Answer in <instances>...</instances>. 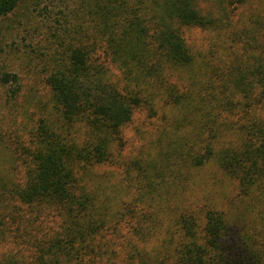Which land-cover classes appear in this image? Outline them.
<instances>
[{
  "label": "trees",
  "instance_id": "1",
  "mask_svg": "<svg viewBox=\"0 0 264 264\" xmlns=\"http://www.w3.org/2000/svg\"><path fill=\"white\" fill-rule=\"evenodd\" d=\"M29 1L0 0V21ZM60 1L64 19L38 52L48 102L4 145L13 160L0 168V264H119L111 233L121 222V264H264V0H226L258 2L261 22L243 29L244 54L197 71L188 30L230 24L205 0ZM0 81L20 91L18 72ZM161 102L176 108L165 145L121 159L126 127L140 109L158 116ZM212 161L237 183L230 208L178 189ZM117 162L138 185L113 208L92 172Z\"/></svg>",
  "mask_w": 264,
  "mask_h": 264
},
{
  "label": "rangeland",
  "instance_id": "2",
  "mask_svg": "<svg viewBox=\"0 0 264 264\" xmlns=\"http://www.w3.org/2000/svg\"><path fill=\"white\" fill-rule=\"evenodd\" d=\"M201 5L205 9L212 7L215 13L220 14L221 12L223 15L227 13L229 16L225 20L226 22L229 20L230 24H227L224 29L194 28L187 32L189 41L202 54L196 60V71L206 66L205 62H209L215 70L219 65L228 64L235 58L236 53H245L243 47L248 41V36L243 34V29L253 31L256 26L255 20L261 22L259 16L261 12L259 13L258 2L235 9L231 8L226 0H222V2L221 0H205L201 2ZM222 6H224V11L221 9ZM61 9L64 10V6L60 0H34L23 3L9 18L0 21V74L3 70L15 71L22 78L20 91L15 96H11L7 90L9 85L5 86L0 81V168L8 160H13L8 147H4V145L11 142L14 134L16 138L17 134L25 132L24 125H33V113H37L38 107L48 102V96L45 94L47 90L42 87L39 78L38 63L41 58L38 52L53 39L51 33L55 31L57 19L62 21L63 18L59 13ZM255 33L261 37V31ZM240 35L242 37H239ZM30 57L33 58V61L30 60ZM201 78L207 80L206 77ZM160 105L158 116L148 117L146 109H140L136 113L134 121L125 129L128 143L121 159L125 160L128 157L131 159L136 156L146 157L149 153L153 156L156 155L159 143L157 140L160 137L162 138L161 142L165 145L166 136L164 134L173 128L171 125L176 108L166 106L162 102ZM163 113H166L165 118ZM92 175L95 176L97 182L102 183L105 188L104 192L112 195L113 208H117L118 203L127 199L129 192L137 191V170L129 169L127 171V166H124L123 163H106L95 166ZM165 178L168 182L171 175L167 174ZM236 184L235 180L223 173L212 161L193 170L190 178L185 180L184 184L181 183L178 189L188 193L192 200L198 203L208 197L225 208H230V203L237 202V199L232 198L237 191ZM163 187L166 189V186ZM163 187H159V190H162ZM154 203L157 210L159 206L157 203H161L165 208L168 201L165 197L157 196ZM159 216H164L162 211ZM161 227L154 230V238L157 237L156 231L158 234V229L160 230ZM115 230L117 233L112 231V228L110 230L113 238L112 247L117 253L119 261L117 263L121 264L125 261L124 259H127V253L130 252L124 244L128 227L124 222H121Z\"/></svg>",
  "mask_w": 264,
  "mask_h": 264
}]
</instances>
